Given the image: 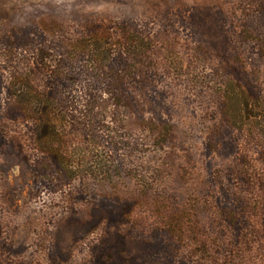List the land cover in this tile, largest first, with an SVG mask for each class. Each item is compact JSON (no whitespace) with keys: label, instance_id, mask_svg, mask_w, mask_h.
I'll list each match as a JSON object with an SVG mask.
<instances>
[{"label":"rangeland","instance_id":"rangeland-1","mask_svg":"<svg viewBox=\"0 0 264 264\" xmlns=\"http://www.w3.org/2000/svg\"><path fill=\"white\" fill-rule=\"evenodd\" d=\"M259 113L264 0H0V264H264Z\"/></svg>","mask_w":264,"mask_h":264},{"label":"trees","instance_id":"trees-1","mask_svg":"<svg viewBox=\"0 0 264 264\" xmlns=\"http://www.w3.org/2000/svg\"><path fill=\"white\" fill-rule=\"evenodd\" d=\"M22 105H23V107H24V109L26 110V109H28L29 110V107H28V105L27 104H29V103H27V102H24V101H19ZM26 104V105H25ZM249 97L247 96V93L245 92V125H248V124H250L249 123V121L251 120V113L249 112L250 111V109H249ZM28 110H26V111H28ZM37 112H40L39 110L37 111ZM41 115H40V117H39V119H46L44 122H48V123H50V121H51V119H50V116H49V114L48 115H46V113H44L43 111H42V113H40ZM264 113H259V116H261V115H263ZM256 117H257V115H255ZM235 124H237V123H235ZM251 125V124H250ZM263 132H264V130H263ZM44 146V145H43ZM44 148H46L49 152H51V148L49 147V146H47V147H44Z\"/></svg>","mask_w":264,"mask_h":264}]
</instances>
